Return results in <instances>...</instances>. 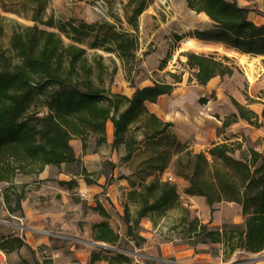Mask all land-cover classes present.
Segmentation results:
<instances>
[{
	"label": "trees",
	"instance_id": "obj_1",
	"mask_svg": "<svg viewBox=\"0 0 264 264\" xmlns=\"http://www.w3.org/2000/svg\"><path fill=\"white\" fill-rule=\"evenodd\" d=\"M130 1L133 8L126 20L134 31L125 28L121 18L113 14V20L92 22L73 16L45 19L47 0H31L34 6L32 25L15 23L11 45L17 61L11 62L4 57L0 69V182L10 183L3 190L8 209L12 213L22 212L26 191H19L12 184L17 176L39 174L47 165L67 163L79 167L80 159L72 140L75 137L81 139L84 149L93 134L97 144L106 143L107 124L111 121L116 148L124 144L131 151L140 142L149 146L156 141L158 144L172 141L184 148L176 162L175 173L189 181L185 192L205 196L212 212L218 202L238 203L244 216L242 224L224 228L213 227L210 222L192 216L189 208L182 207L177 181L162 178L170 167L169 161L163 154L157 155L159 151L155 147L149 159L151 172L147 175L152 179L134 183L135 187L123 203V215L120 216L126 226L127 238L140 245L146 241L138 230L142 218L149 217L157 224L169 210L182 207L183 214L172 225V230L185 233L184 243L194 247L219 243L226 258L237 250H264V152L251 145L244 146L241 141L214 144L208 153L195 151L177 137L172 122L163 121L147 108V102L156 103L162 95L171 94L176 84L183 81V74L171 73L173 81H155L147 86H140L145 79L135 80L140 73L144 74L142 61L137 57V31L139 16L148 7L149 0ZM185 2L189 8L206 13L213 21L212 28L196 30L192 33L194 37L222 43L242 53L264 55V23L258 24L250 17L252 11L264 16V10L257 4L241 5L239 0ZM0 18L5 19L1 13ZM88 48L115 53L124 61L127 77L135 88L131 95L105 86L103 75L107 66L102 60L103 55L97 54L91 60ZM182 54L187 56L186 64L192 74L189 80L195 79L201 85L218 75H232L236 70L227 55ZM208 100L201 98L200 103L206 104ZM232 101L238 113L225 117L223 128L240 118L256 127L262 125L259 114L234 98ZM84 174L87 184L95 182L86 170ZM75 184L74 180L60 181L62 186L73 187ZM111 204L115 210V205ZM132 206L137 208L135 214ZM92 209L105 218L93 226L94 240L109 244L121 242L120 233L107 220L111 216L110 210L101 201ZM18 240L2 242L0 248L22 246L24 241ZM101 260L108 264H133V258L124 253L111 257L92 251L89 264H98Z\"/></svg>",
	"mask_w": 264,
	"mask_h": 264
},
{
	"label": "crops",
	"instance_id": "obj_2",
	"mask_svg": "<svg viewBox=\"0 0 264 264\" xmlns=\"http://www.w3.org/2000/svg\"><path fill=\"white\" fill-rule=\"evenodd\" d=\"M54 1L64 6L70 0ZM239 2L241 5L257 4L260 10H264V0H239ZM161 12L166 14V24L171 22L172 27L176 22L187 20L188 24L183 25L188 30H192V33L213 27V21L206 13H197L188 7L185 0H172L169 11L165 10L156 0L153 3L149 2L148 7L139 16L137 31L140 39L137 57L142 61L144 74L168 70L167 66H161L165 54L170 50L168 45L159 44L156 49L145 51L148 43L154 41L156 34L160 33V31L156 32V22H162ZM252 13V19L256 23H264V16L255 11ZM119 16L124 27L134 31L126 20V13ZM94 19L99 18L95 16ZM144 38L148 40L145 44L142 41ZM207 43L215 46L212 48V50H217L215 54L219 51L216 46L222 44L210 41ZM153 46V48L156 47ZM235 52L233 55L222 53L232 59L236 67L235 72L223 77L215 76L205 85L199 84L195 79L189 80L192 74L186 64L187 56L179 54L180 61L184 63L188 71L183 75V81L176 84L171 94L162 95L156 103H146L147 108L163 121L172 122L174 124L172 130L177 137L195 151L208 153L214 144L241 141L244 146L248 143L264 152V55L242 53L236 49ZM245 55L256 59L253 69L249 63L242 61L241 58ZM113 56L120 69L117 82L119 86L113 91L131 95L135 88L131 86L127 77L124 61L116 54ZM250 75L254 77L253 81ZM152 84L154 82L146 79L140 83V86ZM248 97L253 101L250 102ZM201 98L209 100L206 104H201ZM232 98L259 114L262 125L256 127L240 118L238 122L223 128L225 117L238 113ZM113 141L114 125L109 121L106 143L97 144L96 141H89L88 147L84 149L82 140H72L76 155L80 159L79 167L67 163L61 166L47 165L39 174L17 176L12 184L19 191L24 189L26 191L25 198L22 200V212H10L3 193L0 194V243H8L7 241L14 238L17 241L18 239L24 241L22 246L15 249L0 248V264H52L51 255H55L54 261L58 264H75L76 260L81 264H89L92 251L96 250L97 246H107L105 242L103 244L100 241L96 242L92 236L93 226L105 218L94 212L88 223H82L86 228L85 231L81 232L82 234L80 232L76 234L77 223L85 219L84 205L81 202L75 203L73 200L78 194L82 196L85 194L89 205L95 206L98 201H101L110 210L111 216L107 220L120 233L122 240L119 243L128 242L134 248L130 251L133 264L135 262L144 264H264V250L260 252L237 250L226 258L223 246L219 243L199 244L194 247L184 242L181 243L177 238H166V234L162 232L163 229L169 225V231L175 232L172 230V225L176 224L183 214L182 207L189 208L192 216H198L203 222H210L213 227L224 228L244 222L240 204L232 201L218 202L214 205L215 210L212 212L205 196L189 195L185 192L189 183L182 177L177 179L182 207L169 210L157 224H154L149 217L142 218L138 230L146 241L140 245H136L133 239L127 238L126 226L120 215H123V203L127 201L129 191L135 187V184L125 178L117 177L118 168L112 172L110 170L109 176H116L114 181L104 172L109 161L117 162L118 148L113 146ZM85 170L89 173V177L96 176L92 184H87L85 181ZM70 180L76 182L73 187L60 185V181ZM8 185H10L9 182H0V189L4 190ZM123 191L125 196L122 202L119 199H122ZM111 203L115 205L118 217L113 214L110 208ZM136 209V206L131 207L133 214ZM17 217L23 219V225ZM10 226H15L17 230H13ZM58 229H62L63 234L58 235L59 238L71 241L80 240L86 245L70 244L67 248L59 247L60 245L56 247L60 241H55L51 236ZM44 251L48 252L46 256L43 255ZM97 263L108 264L106 260Z\"/></svg>",
	"mask_w": 264,
	"mask_h": 264
},
{
	"label": "rangeland",
	"instance_id": "obj_3",
	"mask_svg": "<svg viewBox=\"0 0 264 264\" xmlns=\"http://www.w3.org/2000/svg\"><path fill=\"white\" fill-rule=\"evenodd\" d=\"M70 0L68 2V6H60L58 3H56L54 0H47V7L44 12V18L48 19L50 17H54L56 20L60 18H67V17H77L85 19L89 22L96 21L94 19L95 16L98 17V15L93 10V0ZM111 13L113 15L119 16L120 14H129L133 8V4L130 0H106ZM154 0H149L150 3H153ZM158 3H161L163 0H156ZM180 1V0H178ZM172 4V0H171ZM160 6V5H159ZM163 6V5H162ZM165 9V8H164ZM34 6L31 4V0H0V13L5 17V19L0 18V69L3 67L4 62L3 59L6 57L11 62L17 61V56L15 54V50L13 49L11 45V37H12V31L14 28L15 23L20 22L23 25H32L34 21L32 20ZM161 21L165 22V24L157 23L156 22V32L160 31L159 35L156 34V38L154 41H151L146 46L145 51H149L148 49H156L160 45H168L170 50L165 54V59L163 60V63L161 64L162 67L167 66L168 70L166 72H160L156 71L151 74H143L140 73L139 76L135 78V80H139L141 77L142 79L151 80L152 82L155 81H162V80H168L172 81L173 78L171 76V73L174 74H185L187 73V68L184 65L183 62L179 59V54L186 53V52H196V53H216L217 50H193V49H185L182 47V40L188 37H194L192 35V30H188L184 27L186 24H188L187 20H183V22H176L175 25L172 27L171 22H167V17L164 12H161ZM120 17V16H119ZM99 18V17H98ZM251 18H253V13L251 14ZM100 19V18H99ZM98 20V19H97ZM176 21V20H173ZM184 24V25H183ZM41 28L45 29H52L48 27L47 25H40ZM164 29V30H163ZM175 30V31H173ZM166 31L167 33H165ZM164 32V33H163ZM196 38V37H194ZM156 40V42H155ZM68 41V40H66ZM143 43L145 44L148 40L143 39ZM140 42V39H139ZM204 43H207V41H203ZM208 44V43H207ZM155 45L156 47L153 48ZM140 48V45H139ZM151 51V50H150ZM220 51V50H219ZM217 55H222L224 52H219ZM146 53V52H143ZM97 54L103 55V62L106 64L107 68L104 72V80H105V86L111 87L113 90L115 87H118L119 84L118 78L120 77V69L117 67L116 59L113 55V53L106 52L102 49H92L88 48V56L91 60L94 59V57ZM171 79V80H170ZM186 83V81H185ZM264 94V93H263ZM263 96V95H262ZM139 140L142 139L141 136H138ZM75 140H78L77 137L74 138ZM81 140V139H80ZM89 140L92 142L96 140V135H91ZM245 141V140H244ZM157 145V146H156ZM249 144L246 143L245 146H248ZM159 146V147H158ZM157 148L159 151L157 155L163 154L164 157L167 158L169 161V168L167 171L162 175V178L170 180L172 182H176L178 175H176L175 171L176 168V162L178 160V157L180 156V152L184 150L180 146H176L172 143V141H167L164 144H158V141L151 143L149 146H146L144 142H140L136 144L131 151H128L125 148V145L122 144L117 149V162L114 163V167H111V164H106V170L104 171L107 173L108 177L114 181L116 179V176H109L110 170L111 172L114 171L116 168L117 170V177L119 178H125L126 180H129L130 182H134L135 184H141L144 180L149 181L152 178L148 177V173L151 172V168H149V159L152 154V149ZM236 156H240V152L237 151ZM157 157V156H156ZM108 162V161H107ZM110 162V161H109ZM156 160L153 161V163ZM114 175V174H113ZM173 177L171 180L169 177ZM96 176L93 178L95 179ZM108 178V179H109ZM183 178V177H182ZM188 181L187 179H185ZM189 183V181H188ZM190 184V183H189ZM179 188V187H178ZM79 193V192H78ZM124 191L121 195L122 199H119L123 202L124 199ZM74 202L75 203H82L84 205V212H85V219L81 222H78V232L82 234L81 232L85 231V227L82 223H88L90 220V217L93 216L94 210L92 209L93 206L89 205L87 203V198L85 194L83 196L81 194H78L77 196H74ZM122 204V203H121ZM113 214L118 217L117 212L113 209L112 205L110 206ZM10 228H13V230H17L15 226H10ZM62 229L56 230L54 232V235L51 236L55 241H60V244L56 245L59 247H68L70 244H77V246H85L86 243L82 241H76V240H69V239H61L58 235H63L61 233ZM75 231V229H74ZM163 234L165 233L166 238L173 239L177 238L181 243H183V239L185 237V233L183 232H170L169 231V225L167 228L163 229ZM72 235V234H70ZM86 236V235H84ZM97 242V241H96ZM104 243V242H100ZM107 246H97L95 249L101 253L103 256H114L118 253H124L126 255L132 254L130 252L131 250H134L132 245L128 242H122L117 244H109L104 243ZM44 256H46V253L43 252ZM78 263V260H76L75 264Z\"/></svg>",
	"mask_w": 264,
	"mask_h": 264
},
{
	"label": "bare ground",
	"instance_id": "obj_4",
	"mask_svg": "<svg viewBox=\"0 0 264 264\" xmlns=\"http://www.w3.org/2000/svg\"><path fill=\"white\" fill-rule=\"evenodd\" d=\"M181 44H182V47L185 49H193V50H199V51L215 48V46H212L210 44H206L202 40H199L198 38H194V37L185 38L184 40H182ZM216 48L219 49L221 52H224V53H227L230 55H233L234 53H236L235 49L229 48V47L225 46L224 44L216 46ZM241 59L244 63H246V62L249 63V66L252 69L255 67L256 59L254 57L251 58V56L245 55ZM250 79L253 81L254 77L252 75H250Z\"/></svg>",
	"mask_w": 264,
	"mask_h": 264
},
{
	"label": "built area",
	"instance_id": "obj_5",
	"mask_svg": "<svg viewBox=\"0 0 264 264\" xmlns=\"http://www.w3.org/2000/svg\"><path fill=\"white\" fill-rule=\"evenodd\" d=\"M161 4L163 5V7L165 8V10H170L171 8V0H163L161 1ZM93 10L94 12L98 15V17L102 20H112V13L110 10V7L107 3L106 0H93ZM171 180L173 179V177H169ZM3 193V190L0 189V194ZM20 221V223L23 225V219L20 217H17ZM21 225V226H22ZM46 253V255L48 254L47 251H44ZM51 259H53V263L52 264H58L56 263L55 260V255H51L50 257ZM77 264H81L79 261Z\"/></svg>",
	"mask_w": 264,
	"mask_h": 264
}]
</instances>
